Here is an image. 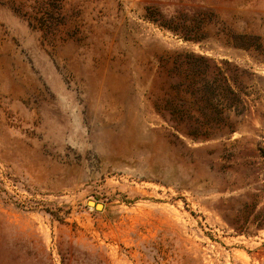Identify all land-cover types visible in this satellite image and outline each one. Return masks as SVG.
Listing matches in <instances>:
<instances>
[{"label":"rangeland","instance_id":"obj_1","mask_svg":"<svg viewBox=\"0 0 264 264\" xmlns=\"http://www.w3.org/2000/svg\"><path fill=\"white\" fill-rule=\"evenodd\" d=\"M0 264H264V0H0Z\"/></svg>","mask_w":264,"mask_h":264},{"label":"trees","instance_id":"obj_2","mask_svg":"<svg viewBox=\"0 0 264 264\" xmlns=\"http://www.w3.org/2000/svg\"><path fill=\"white\" fill-rule=\"evenodd\" d=\"M229 79H231V78L229 76H227L225 72L222 71L223 88L225 89V91L227 93L232 94L233 97H237L238 96L237 91L230 84ZM236 105L237 104H235L233 102H227L226 103V107H235ZM213 107H214V109L216 108L214 105H213ZM181 117H183V116H181ZM181 117H179V119ZM211 119H212V121H215L216 123H219L220 121H222V117L220 115L218 117L217 116L216 117L213 116ZM208 131H209L208 128L196 127V128H194V129H192L190 131H187L186 135L188 137L192 138V139H200V138L208 139L212 135Z\"/></svg>","mask_w":264,"mask_h":264},{"label":"water","instance_id":"obj_3","mask_svg":"<svg viewBox=\"0 0 264 264\" xmlns=\"http://www.w3.org/2000/svg\"><path fill=\"white\" fill-rule=\"evenodd\" d=\"M89 205L96 207L97 209H101L102 208V204L101 203H96L93 200H89Z\"/></svg>","mask_w":264,"mask_h":264}]
</instances>
